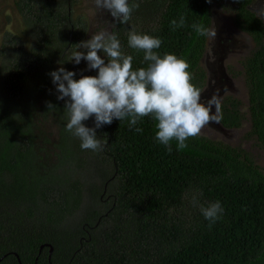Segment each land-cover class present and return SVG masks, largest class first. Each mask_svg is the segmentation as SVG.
<instances>
[{
    "label": "trees",
    "instance_id": "obj_1",
    "mask_svg": "<svg viewBox=\"0 0 264 264\" xmlns=\"http://www.w3.org/2000/svg\"><path fill=\"white\" fill-rule=\"evenodd\" d=\"M214 1L159 0L151 17L131 14L126 24L112 23L110 31L117 34L124 54L133 56L134 70L147 62L142 51L128 46L129 32L160 38L156 51L186 59L192 83L200 88L205 37L191 25L209 26ZM236 1L239 26L259 46L261 34L250 26L256 20L244 7L249 0ZM60 2L65 5L66 0L14 1L34 39L32 48L10 61L0 76V264H264V171L243 150L200 134L189 138L183 150L172 141L169 153L154 139L150 117L135 126L141 132L130 129L127 120L115 119L96 130L108 143L94 155L104 166L105 182L115 185L97 205L83 210L77 223L66 224L82 195L68 169H59L84 152L81 141L68 137L63 105L44 100L40 116H32V100L17 97L29 73H35V88L41 91L55 63L72 70L64 53L85 37V27L79 18L70 21ZM149 4L155 5L154 0H141V7ZM181 15L185 26L173 30L170 21ZM243 70L250 132L264 151V47L244 60ZM97 72L88 69L86 76ZM74 79H79L77 73ZM226 102L219 122L235 128L241 118L238 101ZM38 116L55 123V142L41 132ZM86 122L94 127V117ZM87 190L89 197L101 193ZM215 201L224 212L209 228L200 208ZM44 243L51 246L49 256L47 246L39 249Z\"/></svg>",
    "mask_w": 264,
    "mask_h": 264
},
{
    "label": "clouds",
    "instance_id": "obj_2",
    "mask_svg": "<svg viewBox=\"0 0 264 264\" xmlns=\"http://www.w3.org/2000/svg\"><path fill=\"white\" fill-rule=\"evenodd\" d=\"M211 2V0H209ZM87 14L95 18L101 10L106 11L116 23L126 24L139 3L130 5L129 0H90ZM173 30L185 26V17L179 21H170ZM192 29L203 37L215 39L216 28L205 27L202 23H193ZM162 40L148 34L135 31L128 34V46L143 52V61L147 67L133 69V56L122 51L116 33L107 28L93 32L91 38L77 44L71 60L79 64L87 62L88 69L98 70L95 76H81L74 79L76 73L63 67L49 73L55 85L57 100H65L67 111L65 131L81 141L82 150L102 151L108 143L106 135L103 141L97 137L96 130L110 125L113 120H127L129 128L135 127L145 117L155 122L154 139L164 145L171 153V142L175 141L177 150L185 149L187 140L196 137L210 122H219L222 118L221 102L218 94L202 101V91L192 83L193 75L188 71L190 64L175 54L161 55L157 49ZM98 53H103V58ZM214 106L215 113L212 112ZM49 110H55L51 103ZM94 117V127L83 123ZM194 205L197 203L193 197ZM200 211L209 221V228L221 218L224 209L220 201H215Z\"/></svg>",
    "mask_w": 264,
    "mask_h": 264
},
{
    "label": "rangeland",
    "instance_id": "obj_3",
    "mask_svg": "<svg viewBox=\"0 0 264 264\" xmlns=\"http://www.w3.org/2000/svg\"><path fill=\"white\" fill-rule=\"evenodd\" d=\"M15 0H0V76L5 73L7 65L10 61H13L17 55H22L27 53L32 48L33 34H31L29 28L26 27L21 15L17 12L14 6ZM51 2L54 0H50ZM139 3V8L135 9L132 14L135 17H151L159 9V0H154L155 5L149 4L147 8L141 7V0H135ZM61 10L62 8L66 10L68 18L70 21H74L77 18L80 19L81 23L85 27V37L76 42L73 46L71 45L64 53L65 59L72 65V70L63 64L55 63L44 76V81L42 82L43 89L38 91L35 84V73L27 74V83L24 90L21 92L19 97L22 101L32 100L33 102V114L32 116H40V110L44 105V100H53L57 104L65 106V100H57V95L59 93L56 91L55 85L52 83L51 76L49 73L57 70L60 67L65 68L68 71H75L79 78L83 75L86 76L88 67L87 62L81 60L77 65L70 61L72 53L77 49V44L81 41H86L91 38L93 32H98L101 29L107 28L110 30L113 23V18L106 11H99L95 18H90L87 14L88 8L91 6L90 0H66L65 5L60 2ZM143 8V9H142ZM222 19V18H221ZM223 20V19H222ZM230 27V24H229ZM234 32H237L235 28L230 27ZM244 38V34H242ZM78 51H85V49H77ZM208 52V46L205 48V52ZM13 54L15 55L13 57ZM12 56V60H7ZM204 56V55H203ZM31 57V55L29 56ZM227 67L232 70L230 63L233 57H229ZM205 57L199 62V66L204 70ZM234 70V69H233ZM231 90H236L235 99L238 101V111L241 116L240 124L235 128H230L224 132H217L209 124L206 125L202 130L200 135L205 136L208 139L220 141L231 147L239 148L252 159L253 163L264 171V151L259 148L256 139L250 132V124L247 110V94L246 87L244 84V79L242 74L232 75ZM229 91V90H227ZM16 98V97H15ZM67 114V113H66ZM39 126L41 132L50 140L51 143L55 142L57 138V127L51 117L39 118ZM47 116H49L47 114ZM34 118V117H33ZM68 117L65 116L63 121L66 126ZM86 127L88 124L86 121L83 122ZM68 137L71 140H79V138L74 137L68 132ZM51 154V153H50ZM68 165H61L59 169L61 172L66 171L70 179L75 178L81 188V202L78 209L72 215L66 217V224L77 223L83 210L88 208L90 205H97L98 199H103L107 193L113 190V185L115 182L109 183L105 182V175L103 174V165L97 156L94 155V151L84 150L75 159L74 162L67 163ZM113 184V185H112ZM93 187L95 190L100 191L99 195L96 197H89L88 190ZM104 187V190H102ZM103 191V192H102ZM101 194V195H100Z\"/></svg>",
    "mask_w": 264,
    "mask_h": 264
},
{
    "label": "flooded vegetation",
    "instance_id": "obj_4",
    "mask_svg": "<svg viewBox=\"0 0 264 264\" xmlns=\"http://www.w3.org/2000/svg\"><path fill=\"white\" fill-rule=\"evenodd\" d=\"M244 7L247 13L256 20V23H251L250 26L261 34L259 46L251 34L239 26L238 19L242 20V17L238 18L239 9L236 0H217L209 6L210 21L208 28L215 27L217 35L215 39L205 37L204 48L199 59L200 62L205 57L204 64L206 67L203 70L204 77L200 87L202 101H207L214 94H218L221 105L223 103L228 105L226 101L229 98L237 101L234 97L237 91L231 90L232 75L242 74L246 87L243 62L247 57L264 47V0H249ZM243 19L249 21L247 17ZM229 24L237 32H234ZM241 33L244 34V38ZM206 46H208V52H205ZM231 56L233 57L230 63L232 70H229L227 65ZM212 112L215 113L214 106ZM209 125L217 132L230 129L220 122H210Z\"/></svg>",
    "mask_w": 264,
    "mask_h": 264
},
{
    "label": "water",
    "instance_id": "obj_5",
    "mask_svg": "<svg viewBox=\"0 0 264 264\" xmlns=\"http://www.w3.org/2000/svg\"><path fill=\"white\" fill-rule=\"evenodd\" d=\"M43 246H47L48 247V256H49V253L51 252V246L49 244H42L39 246V249L42 248Z\"/></svg>",
    "mask_w": 264,
    "mask_h": 264
}]
</instances>
